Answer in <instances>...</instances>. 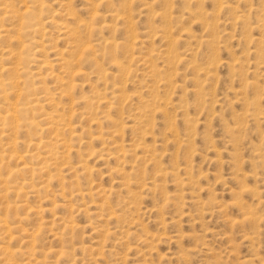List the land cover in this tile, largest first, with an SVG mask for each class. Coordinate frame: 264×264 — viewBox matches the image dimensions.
Returning a JSON list of instances; mask_svg holds the SVG:
<instances>
[{
  "label": "rangeland",
  "instance_id": "374dc122",
  "mask_svg": "<svg viewBox=\"0 0 264 264\" xmlns=\"http://www.w3.org/2000/svg\"><path fill=\"white\" fill-rule=\"evenodd\" d=\"M89 1L115 27L101 36L122 47L110 50V59L98 57L84 65L87 75L68 93L71 103L58 94L56 76H63L64 69L54 65L53 79L38 66L44 58L55 63L69 49L70 38L54 24H44L46 35L34 44L43 46L42 52L34 53L36 61L30 65L36 77L27 76L21 100L38 104L29 105L33 112L27 111L16 134L17 149L49 158L44 154L54 130L46 129L44 116L49 113H61L72 124V130L61 131L71 149L43 169L40 160H29L32 172L17 177V182L27 181L25 190L6 195L2 204L30 208L16 230L17 241L10 244L13 248L26 246L23 234L41 225L36 255H17L10 264H264V0H168L167 7L161 0H130L131 25L110 18L124 0ZM44 2L43 23L46 17L71 27L78 20L89 22L88 2ZM217 3L230 8L220 10ZM71 10L74 16L69 17ZM156 12L167 13V18L161 20ZM166 24H173L175 45H166L159 36L156 27ZM209 29L218 51L199 44ZM191 35L199 41L193 43ZM6 45L8 40L1 37L0 46ZM166 49L180 62L170 56L165 60ZM141 58L158 67L154 77L140 65ZM112 59L125 69L119 72ZM48 96L62 110L54 112L44 102ZM95 97L102 98L98 106ZM8 98L15 99L12 94ZM29 139H43L48 148H28ZM55 150L60 157L63 149ZM7 164L15 168L21 163ZM48 171L52 181H47ZM26 209L18 212L25 214ZM61 249L62 258L57 254Z\"/></svg>",
  "mask_w": 264,
  "mask_h": 264
},
{
  "label": "bare ground",
  "instance_id": "6f19581e",
  "mask_svg": "<svg viewBox=\"0 0 264 264\" xmlns=\"http://www.w3.org/2000/svg\"><path fill=\"white\" fill-rule=\"evenodd\" d=\"M64 1V0H63ZM66 1V0H65ZM68 4L73 3L76 1H82L85 3L90 4V8H92V11L89 13V22H84L82 20H78L74 23L73 27L69 25V23H65L64 21L58 20L55 21L51 17H46L47 21L43 23L42 20V15L43 12H45V2L44 0H0V35L1 37H5V40H8V45L6 46H0V187L2 186L3 188L0 189V241H5L7 240V243L5 242H0V264H10L14 263L13 259L14 257H18L17 255L26 256L28 257H33L36 255L37 247L39 242H37L36 246V241H38V235L39 232L41 231V228L39 225L35 230H32L31 233L25 232L26 235L25 238H22L21 240L24 239V243L26 246L24 247H17L13 248L10 244L13 243L12 241L16 240L17 236L15 235L17 232V228L19 227V224L22 223L28 213H30V208L26 209L25 205H19L18 206H11L8 202L2 204L4 202V199L6 198V195H10L11 192H14V194H20L21 191L25 188L24 185H26L27 181L24 179H21L20 182H17V177L21 175L22 173L24 174L25 172H32L31 165H28V161L31 159H37L38 161L40 160L39 167L40 168H46L48 165L56 162L59 158L61 159L63 156H67V154L70 152L71 147L67 144V141L62 138V132L61 131H69L72 130L73 127L72 124L68 121H65L63 114H47L46 117L44 118L48 120V127L46 128L49 130L51 127V132L52 128H54L53 132L50 133L51 139H50V145L49 148L47 145L41 144V140L43 139H38V142H33L32 140H28L27 146L33 147L35 149L39 148L40 146L48 148L47 153H44L46 157H49L48 159H44L40 154L33 152L34 154H29L28 151L19 152L17 149V146H19L17 142L16 134L19 132L20 129L23 128L22 121H25V115L28 114L27 111H32V108L29 106L35 105V99L31 102L27 103H22V97L24 96L23 94V87L26 86L28 83L26 78L29 75H33L34 73L32 70H30V65L36 61V58L33 57L34 53L36 54L37 52H40L42 50V47H37L34 46L38 42L39 39L42 37H45V23H50L54 24L57 29H59L63 35L67 36L70 38V47L69 49L67 48L66 51L60 52L59 58H57L54 62L52 63L51 61H48L47 58L41 59L39 62L38 66L41 69H44L45 74L53 77V66L56 65L63 70L62 75L60 78L59 76H56L57 83L61 85V88L59 89V96L60 98H67L69 97V101L73 103V98L71 99V94L68 95V93H71V91L75 90L79 84L76 83L77 80L79 79H85L86 73L83 71V68L85 67V64H92L94 63L93 61L96 60L98 57H102V59L106 60L105 58L110 59L111 51L114 48L118 47V44L115 43V40L113 38H104L101 36V34L105 31H110L111 33L115 30V27L110 25L109 23L106 22V19L104 18L103 15L98 13L97 6H95L93 3L89 0H67ZM102 3L106 2L105 0H101ZM199 1V0H198ZM99 2V0H98ZM161 2H164V5H167L170 3L168 0H164ZM192 2V0L190 1ZM84 3V4H85ZM87 3V5H88ZM109 3V2H108ZM261 3V2H260ZM67 5V3H65ZM97 5V3H95ZM132 3L130 0H124L123 3L119 6V10H115L112 15L110 16L111 19L115 21H122V23H127L128 25L132 24V20L130 19V13H129V6ZM184 4V3H183ZM192 4V3H191ZM195 5V2H193ZM217 3L219 6V9L227 10L230 7L226 4H221ZM64 6V4H62ZM83 5V4H82ZM203 5V4H202ZM169 6V5H168ZM66 7V6H65ZM199 7V6H198ZM71 9V8H69ZM146 9V8H145ZM196 9V7L194 8ZM114 10V9H113ZM216 10V8H215ZM250 10V9H249ZM260 10V8H259ZM217 11V10H216ZM255 11V10H254ZM257 11V10H256ZM255 11V13H256ZM261 11V10H260ZM202 12V11H201ZM228 12V11H227ZM264 12V11H263ZM58 12H56L57 14ZM61 13V11H60ZM129 15H128V14ZM157 13V12H156ZM189 15L194 14L195 16L197 15V12H189L187 11ZM208 13V12H207ZM224 13V12H223ZM254 13V12H253ZM167 13H157L156 16L160 18L161 20L167 18ZM222 14V13H221ZM228 14V13H227ZM59 15V14H58ZM65 15V14H64ZM69 17L74 16V13H68L67 14ZM211 15V14H210ZM225 15V14H224ZM44 16V15H43ZM47 16V15H46ZM50 16V15H49ZM154 16V15H153ZM171 16V15H170ZM169 16V17H170ZM66 17V16H65ZM193 17V15H192ZM154 18V17H153ZM157 18V19H158ZM183 18V17H181ZM200 18V17H199ZM230 18V17H229ZM233 18V16H232ZM231 18V19H232ZM238 20L242 19L240 16L236 17ZM171 19V18H170ZM173 19V18H172ZM171 19V20H172ZM198 19V18H196ZM236 19V22H237ZM42 20V21H41ZM109 20V19H108ZM190 20V19H189ZM205 20V19H204ZM225 20V19H224ZM258 20V19H257ZM74 21V20H73ZM235 21V20H234ZM241 21V20H240ZM243 21V20H242ZM245 21V20H244ZM6 22V25H3L2 23ZM174 22V21H173ZM171 22V23H173ZM200 22V21H198ZM223 22V21H222ZM229 22H232L230 20ZM9 23V24H8ZM202 24V22H200ZM205 23V22H204ZM209 23V22H208ZM226 23V22H225ZM224 23V24H225ZM239 23V22H238ZM241 23V22H240ZM126 24V25H127ZM228 24V23H227ZM245 24V23H244ZM147 25V24H146ZM157 25V24H156ZM160 25V24H159ZM167 26L164 27H156L157 31L160 32V38L161 40L167 41L166 45H172L174 42L177 40L175 38H172V29H173V24H166ZM203 25V24H202ZM215 25V24H214ZM234 25V22H233ZM161 26V25H160ZM175 26V25H174ZM132 27V26H131ZM203 27V26H201ZM215 27V26H214ZM227 27V26H226ZM172 28V29H171ZM236 28V27H235ZM234 28V29H235ZM125 30V28L123 27ZM132 29V28H131ZM155 29V28H154ZM155 29V30H156ZM159 29V30H158ZM177 29V28H176ZM227 29V28H226ZM241 29V28H240ZM154 30V32H155ZM183 30V29H182ZM181 30V31H182ZM213 29H209L210 34H206L207 37L203 38L202 40L199 41L197 37L191 35L190 38L192 40L195 39L199 41L200 45H204L206 47H217L214 43V39H212V34L211 31ZM215 30V29H214ZM115 32V31H114ZM146 32V29H145ZM216 32V31H215ZM214 32V33H215ZM109 33V32H108ZM149 33V32H148ZM182 33V32H181ZM217 33V32H216ZM225 33V32H224ZM244 33V32H243ZM159 34V33H158ZM180 34V32H179ZM229 34V33H228ZM225 34V35H228ZM82 35V36H81ZM103 35V34H102ZM187 36V35H186ZM224 36V35H223ZM229 36V35H228ZM225 37V36H224ZM244 37V35H243ZM132 38V36H131ZM134 38V36H133ZM189 38V37H188ZM189 38V39H190ZM247 38V37H246ZM4 39V38H3ZM43 41V40H42ZM134 41V40H133ZM136 41V40H135ZM239 41V40H238ZM246 41V40H245ZM40 42V41H39ZM38 42V43H39ZM65 42V41H64ZM180 42V41H179ZM132 44V43H131ZM14 45H17V48H13ZM175 45V43H174ZM178 45V44H177ZM223 45V44H222ZM34 46V47H32ZM45 46V45H44ZM46 47V46H45ZM49 47V46H48ZM55 47V46H54ZM125 47V46H124ZM172 47V46H171ZM214 47V48H215ZM127 48V46H126ZM65 49V48H64ZM124 49V48H123ZM210 49V48H209ZM62 50V49H60ZM111 50V51H110ZM216 51L217 48H215ZM214 50V51H215ZM109 51V52H108ZM213 51V50H211ZM252 51V50H251ZM42 52V51H41ZM165 60H168L169 56L172 58V60H176V62H180V58L178 55L174 53L173 50L166 49L165 50ZM32 53V54H31ZM164 55V54H163ZM252 55V54H251ZM112 56V55H111ZM133 56V55H131ZM135 56V55H134ZM58 57V56H57ZM115 58V57H114ZM119 58V57H118ZM121 58V57H120ZM128 58V57H127ZM130 58V57H129ZM132 59V58H131ZM256 59V58H255ZM113 60V64L116 66L119 72H122L125 68L121 66L120 62L118 63L117 61ZM111 60V61H112ZM118 60V59H117ZM133 60V59H132ZM130 60V61H132ZM183 62V61H182ZM6 63V64H5ZM140 65L146 66L147 73L149 77H154L158 73V67L155 65H150L149 61L145 58H141L139 61ZM196 64V63H195ZM237 64V63H236ZM188 65V64H187ZM235 65V64H233ZM32 67V66H31ZM195 67V65H194ZM37 68V67H36ZM193 68V66H192ZM196 68V67H195ZM197 69V68H196ZM201 69V68H200ZM198 70V69H197ZM37 71V70H36ZM95 71V70H94ZM201 71V70H200ZM105 72V71H104ZM102 74V73H101ZM103 74H106L103 73ZM198 74V73H197ZM208 74V73H207ZM107 75V74H106ZM105 75V76H106ZM34 76V75H33ZM110 76V75H108ZM207 76V75H206ZM211 76V74H210ZM31 77V76H30ZM29 77V78H30ZM36 77V76H34ZM45 77V76H44ZM206 78V77H205ZM55 79V76L53 77ZM194 79V78H193ZM32 80V79H31ZM39 80V79H38ZM167 80V79H166ZM209 80V79H208ZM211 80V78H210ZM196 81V80H195ZM27 82V83H26ZM30 82V81H29ZM38 82V81H37ZM42 82V81H41ZM166 82V81H165ZM35 84L31 83V86L34 87ZM56 85V84H55ZM39 86V85H38ZM44 88V87H43ZM180 88V87H179ZM35 89V88H33ZM76 91V90H75ZM43 92V91H42ZM38 93V92H37ZM46 93V92H45ZM12 94L14 95L15 99L13 102L7 101L8 95ZM29 94V93H28ZM39 94V93H38ZM48 94V93H47ZM46 95V94H45ZM35 96V95H34ZM47 96V95H46ZM25 97V96H24ZM37 97V96H35ZM49 97V96H48ZM45 97V103L52 104L54 107V112H58V109L62 108L59 106L58 102H53L54 98H48ZM245 97V96H244ZM12 98V97H11ZM28 98V97H26ZM96 98V97H95ZM13 99V98H12ZM38 99V98H37ZM40 99V97H39ZM44 99V96H43ZM42 99V100H43ZM96 101L93 103L97 104V106L100 104V101L102 98H96ZM245 100V99H244ZM24 101V99H23ZM28 101V100H27ZM39 101V100H38ZM41 101V100H40ZM56 101V100H55ZM62 101V100H61ZM160 101V100H159ZM156 101H154L155 103ZM38 104V102H36ZM44 103V104H45ZM51 105V107H52ZM68 105V104H67ZM105 105V104H104ZM101 106V105H100ZM38 107V106H37ZM71 107V106H70ZM34 108V107H33ZM153 108V107H152ZM182 108V106H181ZM38 110V109H36ZM60 110V111H61ZM64 110V109H63ZM92 110V109H91ZM154 110V109H153ZM164 112V111H163ZM27 113V114H26ZM71 113V112H70ZM152 113V112H151ZM35 114V113H34ZM66 114V113H65ZM247 114V112H246ZM252 114V113H251ZM93 115V114H92ZM254 115V114H253ZM28 116V115H27ZM67 116H70L69 114ZM66 116V117H67ZM259 116V115H258ZM260 117V116H259ZM27 118V117H26ZM43 118V119H44ZM249 118V117H248ZM257 118V117H256ZM30 119V118H29ZM44 119V120H45ZM95 119V118H94ZM33 119L31 118V121ZM45 120V121H46ZM89 120V119H88ZM254 121V120H253ZM257 121V120H255ZM264 121V120H263ZM36 120L34 121V123ZM90 122V121H89ZM95 122V120H94ZM260 122V121H259ZM29 123V122H28ZM33 123V126H34ZM46 125V124H45ZM149 126V125H148ZM27 127V126H26ZM32 127V126H30ZM36 127V125H35ZM169 127V126H168ZM117 128V127H116ZM38 129V128H37ZM26 130V128H25ZM31 130V128H30ZM33 131V129H32ZM37 131V130H36ZM49 131V132H50ZM119 129H117V132ZM30 132V131H29ZM231 132V131H230ZM28 133V132H27ZM47 133V132H46ZM115 133V132H114ZM120 133V131H119ZM118 133V134H119ZM40 135V134H39ZM72 135V134H71ZM33 136V133H32ZM36 136V135H35ZM71 137V136H70ZM30 138V137H29ZM50 138V137H49ZM69 139V138H68ZM72 139V138H71ZM2 140L4 141L5 144L3 143ZM81 140V139H80ZM79 141V140H78ZM47 142V141H46ZM70 142V141H69ZM119 144V143H118ZM2 145V146H1ZM120 145V144H119ZM132 145V144H131ZM112 146V145H111ZM116 146V145H115ZM114 146V147H115ZM51 147V148H50ZM61 147L62 152H59L62 154L60 157L56 152V148ZM27 148V147H26ZM117 149V148H116ZM21 150V149H20ZM43 150V149H42ZM121 149H117V151ZM36 151V150H35ZM119 151V152H120ZM151 152V151H150ZM121 153V152H120ZM153 153V152H152ZM134 154V153H133ZM150 154V153H149ZM41 156V157H40ZM119 156V155H118ZM117 156V157H118ZM127 156V155H126ZM122 157V156H121ZM125 157V156H123ZM139 157V156H138ZM142 157V156H141ZM141 157H139L141 159ZM102 158V157H101ZM112 158V157H111ZM137 158V156H136ZM135 158V159H136ZM138 158V159H139ZM145 158V157H142ZM147 158V157H146ZM151 158V157H149ZM65 161V159H63ZM12 162L15 161L16 163L20 162V165H16L15 168H9L7 162ZM141 161V160H140ZM153 161V160H152ZM36 162V161H35ZM118 162V161H117ZM68 163V162H67ZM37 164V163H36ZM66 163L61 164L64 165ZM80 164V163H79ZM54 165V164H53ZM57 165V164H56ZM136 165V164H135ZM13 166V165H12ZM35 166V165H33ZM66 166V165H65ZM49 167V166H48ZM80 167V166H79ZM82 168V167H81ZM138 168V167H137ZM158 168V167H157ZM48 169V168H47ZM72 169V168H70ZM85 168H83L84 170ZM91 169V168H90ZM39 170V169H38ZM49 170V169H48ZM86 170V169H85ZM139 170V169H138ZM70 171V170H69ZM35 172V171H34ZM38 172V171H36ZM49 172V171H48ZM79 172V171H78ZM92 172V170H91ZM118 172V171H117ZM54 173V172H53ZM84 173V172H83ZM30 174V173H29ZM47 174H50L47 173ZM87 174V173H84ZM134 174V173H132ZM31 175V174H30ZM29 175V176H30ZM56 175V174H55ZM58 175V174H57ZM28 176V175H27ZM81 176V175H80ZM86 176V175H85ZM89 176V175H87ZM32 177V176H31ZM47 181H52L54 178L53 175H47ZM129 177V176H128ZM154 177V176H153ZM160 177V176H159ZM22 178V177H21ZM58 178V176H57ZM150 178V177H149ZM31 179V178H30ZM125 179V178H124ZM127 181V180H126ZM150 181V180H149ZM121 182V181H120ZM124 182V181H122ZM119 183V184H122ZM29 183V182H28ZM50 183V182H49ZM48 184V183H47ZM91 184H94L92 182ZM125 184V183H124ZM78 185V184H77ZM89 185V184H88ZM32 186V185H31ZM158 186V185H157ZM89 187V186H88ZM92 187V186H91ZM133 187V186H132ZM27 188V187H26ZM130 188V187H129ZM239 188V187H238ZM248 188V187H246ZM245 188V189H246ZM42 190L45 189V185L41 188ZM40 189V190H41ZM148 189V188H147ZM243 188V191L245 190ZM25 190V189H24ZM27 190V189H26ZM78 190V189H77ZM100 190V189H99ZM89 191V190H88ZM96 191V190H93ZM98 191V190H97ZM156 191V190H155ZM240 191V192H243ZM251 191V190H250ZM87 192V191H86ZM92 192V191H91ZM130 192V191H129ZM32 193V191H31ZM30 193V194H31ZM37 193V192H35ZM44 193V192H43ZM75 193V192H74ZM100 192V196H101ZM248 193V192H247ZM26 194V193H25ZM76 194V193H75ZM96 194V193H95ZM84 195V194H83ZM87 195V194H86ZM90 196V192L88 194ZM94 195V194H93ZM105 195V192L102 194ZM79 196V195H78ZM97 196V195H96ZM37 197V196H36ZM65 197V196H64ZM84 197V196H83ZM239 197V196H238ZM240 198V197H239ZM262 202V201H261ZM23 203V202H22ZM261 204V203H260ZM259 204V205H260ZM62 206V204H61ZM96 207V206H95ZM106 207V206H105ZM18 208L21 210L26 209L25 214H20L18 211ZM103 208V207H102ZM100 208V211L103 210ZM111 210V209H110ZM33 211V210H32ZM97 211V210H96ZM106 211V210H105ZM35 212V210H34ZM41 212V211H40ZM99 212V211H98ZM37 213V211H36ZM107 213V212H106ZM108 214V213H107ZM114 213L111 212L108 214V217H112ZM38 215V214H37ZM97 215V214H96ZM100 215V214H99ZM107 216V215H106ZM250 216V215H249ZM261 217V216H260ZM262 218V217H261ZM259 219L261 221L262 219ZM252 219V218H251ZM27 220V219H26ZM264 220V219H263ZM231 221V220H230ZM63 222V220H62ZM235 222V221H234ZM232 222V223H234ZM253 223V222H252ZM38 225V224H37ZM36 225V226H37ZM68 225V224H67ZM69 227V226H68ZM70 227L74 229L75 224H70ZM64 228V227H63ZM78 228V227H77ZM70 229V228H69ZM25 230V229H24ZM69 231V230H68ZM71 231V229H70ZM46 232V231H45ZM60 233V232H59ZM69 234V233H68ZM71 234V233H70ZM22 235V234H20ZM59 235V234H58ZM65 235V234H64ZM73 235V234H72ZM56 236V235H55ZM191 236V235H190ZM19 237V236H18ZM41 238V237H40ZM57 239V238H56ZM41 240V239H40ZM17 241V240H16ZM58 242V241H57ZM60 242V241H59ZM20 243V242H19ZM64 243V242H63ZM62 243V244H63ZM22 244V241L21 243ZM41 244V243H40ZM42 246V245H41ZM81 247V246H80ZM24 248V250L22 249ZM63 248V247H61ZM74 249V248H73ZM88 249V248H87ZM62 252L57 253L59 257L62 258L64 255L63 249H61ZM60 250V251H61ZM65 250V249H64ZM68 250V249H67ZM209 251V250H208ZM26 254V255H24ZM56 256V255H55ZM68 256V255H67ZM72 256V255H71ZM183 258V257H182ZM41 259V258H40ZM57 259V258H56ZM30 261V259L28 260ZM24 261H22L23 263ZM27 262V261H26Z\"/></svg>",
  "mask_w": 264,
  "mask_h": 264
}]
</instances>
